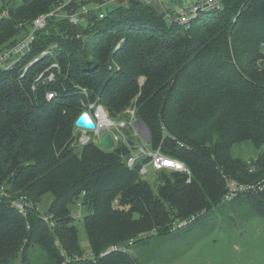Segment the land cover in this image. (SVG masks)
I'll list each match as a JSON object with an SVG mask.
<instances>
[{
  "label": "trees",
  "instance_id": "trees-1",
  "mask_svg": "<svg viewBox=\"0 0 264 264\" xmlns=\"http://www.w3.org/2000/svg\"><path fill=\"white\" fill-rule=\"evenodd\" d=\"M60 1L0 0V52L16 43L21 25ZM219 2L220 9L186 26L168 24L169 13L160 15L151 4L120 3L101 9L103 19L91 11L77 26L52 20L29 56L13 71H0V185L33 204L23 217L0 198V264H32L33 250L47 264H141L132 248L155 237L175 238L180 231L171 227L177 220L197 216L183 229L193 232L222 211L228 178L264 187V0ZM44 51L49 54L22 77ZM55 63L60 68L51 70L50 82L47 70ZM93 103L113 119L135 108L150 131L152 150L160 148L188 167L191 183L185 173L168 170L145 180L140 171L149 159L128 167L135 152L123 143L111 152L93 143L75 148L76 121ZM247 141L262 151L250 164L232 157L233 147ZM49 194L53 201L42 214L39 204ZM230 202L247 203L252 214L264 216V188ZM77 203L86 212L94 259L80 247L70 212ZM45 216L53 217L54 227ZM130 242L129 251L99 257Z\"/></svg>",
  "mask_w": 264,
  "mask_h": 264
},
{
  "label": "rangeland",
  "instance_id": "rangeland-1",
  "mask_svg": "<svg viewBox=\"0 0 264 264\" xmlns=\"http://www.w3.org/2000/svg\"><path fill=\"white\" fill-rule=\"evenodd\" d=\"M198 1L183 0V3L187 7ZM121 2L118 0L105 2L102 12L112 10ZM159 3L168 13H174L179 9L178 4L171 0H159ZM167 23L171 24V21ZM127 132L130 133L129 130ZM90 134L95 137L93 133ZM134 140L141 147L152 151L144 139ZM260 154L262 151L257 150L249 141L238 143L232 149L233 158L248 164L256 161ZM149 170L150 175L145 180L152 181L154 174L151 168ZM52 201L53 196L50 194L43 197L38 207L42 214L48 212ZM78 203L70 206V212L78 230L84 257L94 259L84 225L86 212ZM221 209L219 213L215 211L200 221L193 232L182 230L175 238L155 237L147 242L150 244L146 247L132 248L130 252L134 257H139L141 264H264V216L260 212L252 214V207L243 202L236 204L228 202ZM31 255L32 264L48 262L41 251L33 250ZM15 264H20V261Z\"/></svg>",
  "mask_w": 264,
  "mask_h": 264
},
{
  "label": "built area",
  "instance_id": "built-area-1",
  "mask_svg": "<svg viewBox=\"0 0 264 264\" xmlns=\"http://www.w3.org/2000/svg\"><path fill=\"white\" fill-rule=\"evenodd\" d=\"M119 2L122 0H118ZM84 0H61L57 6H55L51 11L39 15L31 23H26L21 25L23 28L22 35L18 38L16 43L7 48L5 51L0 52V71L10 72L15 69L18 63L29 56L34 49L38 33L47 28L48 24L52 20L68 19L69 22L75 26L86 23V15L91 11H97L100 13V18H104V14L101 12L103 6L94 5L89 6L88 4L80 5ZM74 4H77L78 9L72 10L70 13L69 8ZM221 8L219 0H199L197 3L191 6H183L179 8L174 13H169L166 15V20L171 21V23H177L182 26L188 25L192 20L196 19L199 14L214 11ZM262 54L264 55V43L261 46ZM49 52L44 51L41 55L34 60H32L28 66L24 69V74L28 68L38 62L42 57L46 56ZM59 64H53L47 72H50L48 80L53 82L55 79V73L51 72L52 69L59 70ZM44 74L40 75L38 80L43 78ZM54 93H48L47 99L52 100L54 98ZM89 117L95 123L94 130L77 128L75 129V138L73 141V146L77 149H82L83 147L89 145L90 143L95 144L101 148L98 144V140L105 134L111 133L115 143L116 148L119 143L125 144L130 149L134 150L133 156L127 160V165L133 168L136 163L140 160L149 159L147 164H144L140 173L143 176L150 174L149 168L152 172L159 171H172L178 173H185L188 176L187 183H191V171L182 162L178 160H173L162 154L160 148L158 150L149 151L144 147H141L134 139L142 140L140 132L136 128V110L135 108H130L126 111V118L123 119H113L109 116L108 111L103 105L98 103H93L89 105ZM130 131L128 133L127 131ZM105 131V133H103ZM90 133H93L95 137H92ZM131 138L135 141L131 144ZM132 140V141H133ZM133 141V142H134ZM144 142L148 144L145 140ZM150 146V144H149ZM115 148V149H116ZM102 149V148H101ZM263 186L255 185H243L239 184L237 181L232 179H227V194L225 195V201L230 202L236 198L240 193L246 191L260 192L263 190ZM0 198L7 199L13 209H15L23 217L27 216L28 209L33 207V204L28 201L24 196L19 198H14L9 193L5 185H0ZM81 207V204L78 205ZM197 220V216H193L189 219L177 220L173 223L171 231L174 233L179 232L183 229L188 228ZM44 222L50 227H54L55 221L52 216H45ZM132 243H128L125 246H112L108 250L100 254V258H104L112 253L126 252L129 251Z\"/></svg>",
  "mask_w": 264,
  "mask_h": 264
},
{
  "label": "water",
  "instance_id": "water-1",
  "mask_svg": "<svg viewBox=\"0 0 264 264\" xmlns=\"http://www.w3.org/2000/svg\"><path fill=\"white\" fill-rule=\"evenodd\" d=\"M171 1L176 2L179 8H182L184 6L183 0H171ZM122 2L132 8L145 6L146 4H151L159 12L160 15H164L165 12L163 7L159 3V0H122ZM89 116L90 115L88 112L83 113L76 121V127L82 129L94 130L95 123L90 119ZM136 128L140 132L143 139L148 144H150L151 134L148 128L146 127V125L141 120H138L136 122ZM98 144L104 151L107 152H111L116 148V143L111 133H107L103 135L98 140Z\"/></svg>",
  "mask_w": 264,
  "mask_h": 264
},
{
  "label": "crops",
  "instance_id": "crops-1",
  "mask_svg": "<svg viewBox=\"0 0 264 264\" xmlns=\"http://www.w3.org/2000/svg\"><path fill=\"white\" fill-rule=\"evenodd\" d=\"M106 1V0H105ZM106 2H108V0L106 1ZM122 3V2H121Z\"/></svg>",
  "mask_w": 264,
  "mask_h": 264
}]
</instances>
